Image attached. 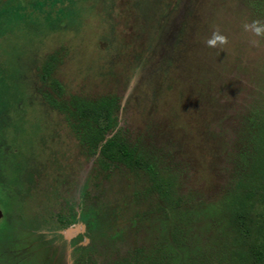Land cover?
<instances>
[{"label": "rangeland", "instance_id": "374dc122", "mask_svg": "<svg viewBox=\"0 0 264 264\" xmlns=\"http://www.w3.org/2000/svg\"><path fill=\"white\" fill-rule=\"evenodd\" d=\"M0 66L21 99L3 133L12 264H238L240 204L264 222V0H0ZM103 97L152 174L100 166L47 101Z\"/></svg>", "mask_w": 264, "mask_h": 264}, {"label": "trees", "instance_id": "16d2710c", "mask_svg": "<svg viewBox=\"0 0 264 264\" xmlns=\"http://www.w3.org/2000/svg\"><path fill=\"white\" fill-rule=\"evenodd\" d=\"M53 1V0H52ZM42 5V3H38ZM64 10V9H63ZM69 10V9H67ZM67 10H64L67 12ZM44 76H48V68H44ZM11 79V80H10ZM15 79V81H14ZM16 83V77H12L6 73L0 66V191H5L9 185V176L5 157L7 145L3 139V133L6 132L7 126L12 125L14 115L11 110H17L21 99L14 103L7 102L6 96L10 88L9 83ZM54 89L60 95L61 88L56 82L52 84ZM53 107L67 110L71 119L76 124V130L79 140L86 145L90 155L97 156V161L100 166L110 168L122 165L131 169L145 170L148 173H153V167L147 164L143 156L134 148L129 146L124 138L115 130L117 104L113 97H103L94 101L72 99L68 105L56 99H48ZM8 111V112H7ZM15 121V120H14ZM16 123V122H13ZM258 144L255 149L256 154L251 158L253 162L251 179L255 180L256 174L264 175V120L261 119L260 126L257 128ZM13 169V165L11 166ZM256 181V180H255ZM6 192V191H5ZM252 195V193L250 194ZM253 207V206H252ZM1 210V209H0ZM2 227H0V264H3L9 257L8 254L11 247H8L9 242H15L17 236L14 226H7L4 219ZM249 211L245 210L243 204H240V212L235 216L236 231L238 233L237 240L242 248L235 253V260L238 264H264V239L260 236L261 230L264 229V222L259 228L254 225V220L249 219ZM152 264H175L166 259H162ZM182 264H195L189 260Z\"/></svg>", "mask_w": 264, "mask_h": 264}, {"label": "clouds", "instance_id": "9594fccd", "mask_svg": "<svg viewBox=\"0 0 264 264\" xmlns=\"http://www.w3.org/2000/svg\"><path fill=\"white\" fill-rule=\"evenodd\" d=\"M260 33L261 29L256 28V34L259 35ZM225 43H227V38L223 35H220L218 32H214L212 38L207 41V45L209 47H216L218 44L223 45Z\"/></svg>", "mask_w": 264, "mask_h": 264}, {"label": "flooded vegetation", "instance_id": "af4514ba", "mask_svg": "<svg viewBox=\"0 0 264 264\" xmlns=\"http://www.w3.org/2000/svg\"><path fill=\"white\" fill-rule=\"evenodd\" d=\"M15 240V244L14 246H11L10 251H8V254H10L12 257H9V259H7V261H5L3 264H12L13 263V259H15V252H16V248H17V238L14 239Z\"/></svg>", "mask_w": 264, "mask_h": 264}]
</instances>
